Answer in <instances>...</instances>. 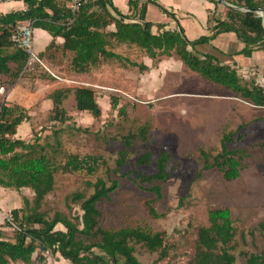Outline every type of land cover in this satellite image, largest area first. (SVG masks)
Masks as SVG:
<instances>
[{
  "label": "rangeland",
  "instance_id": "1",
  "mask_svg": "<svg viewBox=\"0 0 264 264\" xmlns=\"http://www.w3.org/2000/svg\"><path fill=\"white\" fill-rule=\"evenodd\" d=\"M46 42V36H39L34 30V51L43 48ZM48 53L51 61L69 67L63 51L52 48ZM166 69L175 70H168L158 77L138 74V81L130 85L136 91L134 95L119 93L118 81L112 86L108 72L103 77L98 76V79L104 78L103 87L95 78L82 80L77 76L69 77L71 73L66 77V73L55 71L59 77L68 78L65 82L56 81L61 89L81 85L91 87L101 107V116L93 119L88 112H78L69 96L63 105L72 119L64 125L50 120L52 103L48 96L54 91L52 81L57 79L30 75L12 81L8 76L0 75V87L4 88V93H0V105L17 106L19 112L30 113L33 127L24 141L38 140L43 144L50 141L56 145L51 133L53 129H62L58 152L47 151L53 155L55 164L62 165L69 154L98 160L92 173L86 169L59 170L55 174L53 190L44 198L38 211L47 219L60 213L75 221L81 211L79 202L71 198L73 193L82 192L88 196L93 192L91 184L98 178L108 185L117 180V189L99 204L101 225L114 230L141 227L160 232L167 256L159 259L158 252L150 253L137 244L135 255L143 264H187L194 255L199 227L208 224V210L228 208L236 231L235 264H245L244 253L259 252L264 248V232L257 228L264 220V107L253 105L185 66H168ZM238 74L243 77L241 84L251 86L254 81L264 87V70L241 68ZM146 87V92L138 94ZM112 97L118 100L116 109L111 108ZM121 107L126 109L124 114L119 113ZM141 126L148 129L147 141L134 138L125 165L117 168L118 153L126 149L124 137L137 134ZM238 126L241 130L236 138L241 136V140L235 139L231 147L244 152L240 176L227 181L216 169L203 170L199 148L219 152L221 136L236 131ZM163 150L170 154L171 170L169 177L160 184L162 197L157 198L134 182L138 172L150 173L154 166H138L135 161L144 151L158 155ZM149 202L157 217L150 214ZM59 225L55 229L62 228ZM9 233L14 236L13 231Z\"/></svg>",
  "mask_w": 264,
  "mask_h": 264
},
{
  "label": "trees",
  "instance_id": "2",
  "mask_svg": "<svg viewBox=\"0 0 264 264\" xmlns=\"http://www.w3.org/2000/svg\"><path fill=\"white\" fill-rule=\"evenodd\" d=\"M26 9L0 13V75L8 76L12 81L19 76H36L37 78L53 79V76L40 64L34 71L21 75L28 54L18 48L12 37L21 22L31 21L33 28L47 31L52 41L41 52H36L39 59L48 54L54 46V39L61 37L64 48L74 52L73 62L81 70L85 65L95 66L99 56L104 58L123 59L121 56L105 49L102 37L109 24L115 25V31L110 37L117 42L134 44L150 59L157 60L160 56L171 57L175 55L185 67L200 74L204 79L221 85L238 96L249 100L257 107H264V87L254 81L251 86L241 84V77L236 64L234 67L223 64L212 54L199 53L195 46L207 43L211 38L223 32H234L244 43L240 54L251 58L253 52L264 50V27L262 18L254 12H243L228 8L224 19L215 18L213 34L202 36L194 41L187 39L182 27L174 14L160 6L155 0H129L130 13L121 14L113 7L111 0H94L79 9L74 21L65 26L62 24L67 11L66 0H23ZM216 6L220 1L209 0ZM157 5L167 16L177 22L178 29L162 31L157 34L151 32L152 24L145 20L147 4ZM248 9H262L264 0H243L240 5ZM115 13H110L108 8ZM125 20H135L126 23ZM131 66H137L140 72L147 69L144 64L126 61ZM69 96L74 100L78 112H88L93 119L101 116V107L97 102L96 93L86 87L56 89L48 99L52 103L50 120L58 125L70 121L69 115L63 105ZM111 108L116 109L118 100L110 98ZM125 107L119 113H125ZM29 119L28 114L21 113L17 106L0 105V186L5 188H28L33 192L32 200L24 198V206L9 213L12 221L20 230H13V242L4 240L0 230V264H9L11 261L31 263L32 254L37 248L59 253L72 264H143L135 255V246L141 245L150 253L158 252L159 259L167 256L164 239L160 232H153L141 227H123L118 230L104 228L101 225V210L99 204L108 199L118 187V181L113 180L108 185L102 178H98L91 185L93 192L85 196L82 192H75L71 198L79 202L81 215L75 221L55 213L47 219L38 209L44 198L53 190L55 174L59 171L71 172L86 169L88 173L94 172L98 166L95 157L80 158L76 154L65 156V162L55 164L52 154L58 152L61 144L59 134L62 129H53L51 136L55 138L56 145L47 141L40 143L26 142L13 138L18 125ZM241 126L233 132L224 133L220 139V150L212 153L211 150L199 148L198 157L203 170L216 169L227 181L240 176L244 152L231 147ZM148 129L141 126L137 134H129L123 142L126 149L118 153L116 167L125 165L128 158V149L134 138L147 141ZM55 146V147H54ZM57 147V148H56ZM135 164L146 167L153 165L150 173H137L134 182L144 191L152 192L157 198L162 197L161 182L170 175L171 157L163 150L155 155L152 151L141 153ZM150 187H145V185ZM151 215L157 213L151 202L147 203ZM207 226H200L197 232L194 255L187 264H235L234 250L236 231L232 225L231 212L228 208L208 210ZM61 224L65 230L55 229ZM4 226H9L7 221ZM264 232V220L257 226ZM253 235V232L250 231ZM245 264H264V248L259 252L244 253ZM44 257L39 256V261Z\"/></svg>",
  "mask_w": 264,
  "mask_h": 264
},
{
  "label": "crops",
  "instance_id": "3",
  "mask_svg": "<svg viewBox=\"0 0 264 264\" xmlns=\"http://www.w3.org/2000/svg\"><path fill=\"white\" fill-rule=\"evenodd\" d=\"M160 6L164 7L167 11L174 14L178 20V24L182 27L184 35L187 39L194 41L202 36H210L213 34V27L215 26V18L224 19L227 9L233 8L240 10L243 0H224L226 4L218 3L216 6L213 2L209 0H155ZM219 1V0H215ZM113 7H115L121 14L127 15L130 13L129 10V0H111ZM26 5L24 1L10 2V3H0V13L5 14L12 11L25 10ZM110 13L115 16V13L108 8ZM241 11V10H240ZM145 20L152 24L151 32L153 34L160 33L162 31H173L178 29L177 22L167 16L157 5L148 3L146 7ZM135 20H125L126 23L134 22ZM28 21L21 22L20 26L26 25ZM34 30L37 31V35L41 36L42 34L46 36L47 42L44 44L43 48L37 52L43 51L52 41L51 35L41 29L32 27V40L34 37ZM115 31V25L109 24L105 28V34L102 37L103 42L105 43V49L109 52L121 56L123 59L116 58H104L99 56L98 62L95 66L85 65L84 69L81 70L77 64L73 62L75 54L71 50L64 48V42L61 37H56L54 39V46L51 47L48 52L53 48H58L60 51H63L67 56V62L69 67H64L55 61H51L49 53L41 58V63L44 68L54 77L52 84L55 85L53 90L61 89L62 87L58 85L56 81L62 82L67 81L68 78L64 79L57 75L58 71L66 73H71L70 76H77L82 80L86 78H95L99 81V84L103 86V79H98V76L103 77L107 72L109 77H111L112 86H115V81L120 85L117 89L119 93L124 94H135L136 91L131 88L133 81H138V77H158L161 73H167L168 70L175 69H166L169 67H179L184 66L181 60H179L175 55L171 57L160 56L157 60H152L147 57L140 49L134 44H126L117 42L114 38L110 37V33ZM36 40V39H35ZM244 48V43L237 37L234 32H223L217 36L211 38L207 43L197 44L195 49L202 54H212L223 64L230 65L234 67L233 64H236L238 72L243 69L248 68H257L264 70V50H258L253 52L251 58H246L240 54L241 50ZM174 56L177 58L175 60ZM131 61L133 63L144 64L147 66V69L140 72L137 66H131L126 61ZM48 64V65H47ZM67 64V63H66ZM53 67H51V66ZM64 69V70H63ZM138 70V73L136 71ZM57 73H56V72ZM139 74V76H138ZM131 75L133 78L130 79ZM64 79V80H62ZM109 78H106V80ZM152 86H155L154 84ZM75 87H86L89 89L93 88L87 86H75ZM104 87V86H103ZM148 87V86H147ZM145 90L138 91V94H143ZM115 90V89H113ZM116 90V91H117ZM95 92V91H94ZM29 119L23 121L18 125L16 134L13 138L22 139L27 138L31 133L32 119L30 113H28ZM28 142V141H27ZM28 190V191H27ZM28 188L14 189V188H5L0 186V230L2 231V236L4 240L13 242V236L11 233L13 229L9 226H4L5 217L14 209H20L24 206V198H27L31 201L33 192ZM60 227H57V230H65L64 227L60 224ZM12 230V231H11ZM44 257L43 261H39V256ZM9 264H27L22 261H11ZM29 264H72L68 259H65L60 256L59 253L52 254L49 251H41L40 248H37L36 251L32 254L31 263Z\"/></svg>",
  "mask_w": 264,
  "mask_h": 264
},
{
  "label": "built area",
  "instance_id": "4",
  "mask_svg": "<svg viewBox=\"0 0 264 264\" xmlns=\"http://www.w3.org/2000/svg\"><path fill=\"white\" fill-rule=\"evenodd\" d=\"M23 0H0V3H10V2H18ZM94 0H66L65 8L67 11V15L65 16L62 24L65 26L70 25L75 18L76 13L79 11L81 7L92 2ZM13 41L16 42L18 48L23 49L27 52L28 58L24 68L21 71V75L26 72H32L35 69L37 64L41 63V59L38 58L37 53L33 49V40H32V22L28 21L26 25L17 27L15 34L12 37ZM44 67V66H43ZM0 93H4V88L0 87ZM5 221H7L10 227L13 230H20L15 222L12 221L11 217L7 215L5 217Z\"/></svg>",
  "mask_w": 264,
  "mask_h": 264
},
{
  "label": "water",
  "instance_id": "5",
  "mask_svg": "<svg viewBox=\"0 0 264 264\" xmlns=\"http://www.w3.org/2000/svg\"><path fill=\"white\" fill-rule=\"evenodd\" d=\"M221 3H223V4H226L225 3V1L224 0H219ZM226 5H228V4H226ZM229 6V5H228ZM238 9H240L241 11H243V12H248V11H250V12H254V13H256L259 17H261L262 18V25H263V27H264V11L262 10V9H248V8H243V7H241V8H238Z\"/></svg>",
  "mask_w": 264,
  "mask_h": 264
}]
</instances>
